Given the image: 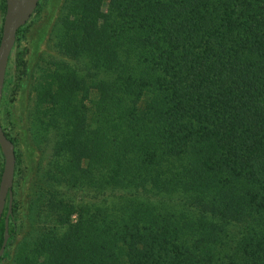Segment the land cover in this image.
Instances as JSON below:
<instances>
[{"label": "trees", "instance_id": "obj_1", "mask_svg": "<svg viewBox=\"0 0 264 264\" xmlns=\"http://www.w3.org/2000/svg\"><path fill=\"white\" fill-rule=\"evenodd\" d=\"M100 2L71 38L92 47L101 102L67 143L113 197L78 207L56 264H264V0H111L105 24ZM16 228L13 201L9 241Z\"/></svg>", "mask_w": 264, "mask_h": 264}, {"label": "rangeland", "instance_id": "obj_2", "mask_svg": "<svg viewBox=\"0 0 264 264\" xmlns=\"http://www.w3.org/2000/svg\"><path fill=\"white\" fill-rule=\"evenodd\" d=\"M97 1L40 0L19 32L0 107L2 125L16 149L13 197L17 228L0 264H45V253L55 248L59 232L70 234L71 225L79 220L78 207L83 206V213L88 215L93 204L101 211L113 197L108 189H94L88 184V166L79 174L75 152L67 143L75 136L86 138L80 126L88 133L95 122L90 109L101 102L102 85L100 82L99 89H93V70L88 60L92 47L86 41L81 44L82 39L75 42L71 38L89 33L84 17L88 13L83 12ZM110 2H100L95 16L100 24L112 17ZM4 15V0H0V38ZM66 75L78 85L70 108L62 111V90L70 84ZM83 155L87 157L83 159L86 165L90 154ZM3 166L0 149V179ZM45 241L52 242V246L45 247ZM56 252L54 249L53 264L57 263ZM70 258L69 251L67 260Z\"/></svg>", "mask_w": 264, "mask_h": 264}, {"label": "water", "instance_id": "obj_3", "mask_svg": "<svg viewBox=\"0 0 264 264\" xmlns=\"http://www.w3.org/2000/svg\"><path fill=\"white\" fill-rule=\"evenodd\" d=\"M39 2L40 0H6V11L0 40V107L4 93L8 63L17 41L18 30L29 21L37 9ZM0 147L4 157V166L0 179V222L8 202L5 216L4 239L0 248L1 258L10 238L9 216L13 207V185L16 168L15 143L7 136L1 122V117Z\"/></svg>", "mask_w": 264, "mask_h": 264}, {"label": "flooded vegetation", "instance_id": "obj_4", "mask_svg": "<svg viewBox=\"0 0 264 264\" xmlns=\"http://www.w3.org/2000/svg\"><path fill=\"white\" fill-rule=\"evenodd\" d=\"M15 46H16V44H15ZM14 46V47H15ZM14 49V48H13ZM12 54V53H11ZM10 58H11V56H10ZM9 61H10V59H9ZM9 64V63H8ZM8 69V68H7ZM16 162H17V157H16ZM15 171H16V168H15ZM13 201H14V197H13ZM8 208V202H7V204H6V207H5V210ZM5 212V211H4Z\"/></svg>", "mask_w": 264, "mask_h": 264}]
</instances>
